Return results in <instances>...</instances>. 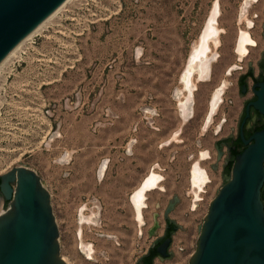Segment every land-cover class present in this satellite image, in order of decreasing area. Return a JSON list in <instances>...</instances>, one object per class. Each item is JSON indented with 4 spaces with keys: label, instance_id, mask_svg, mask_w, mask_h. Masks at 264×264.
<instances>
[{
    "label": "rangeland",
    "instance_id": "1",
    "mask_svg": "<svg viewBox=\"0 0 264 264\" xmlns=\"http://www.w3.org/2000/svg\"><path fill=\"white\" fill-rule=\"evenodd\" d=\"M245 1L68 0L2 62L0 174L13 166L24 165L40 176L44 187L51 191L60 256L67 264H134L154 240L148 234L153 212L157 213L159 222L157 234L162 235L163 212L172 199L168 196L171 193L150 192V202L138 223L134 207L133 215L131 204L126 200L127 192L119 191L117 202L108 199L96 202L92 196L100 192L94 177L69 175L66 169L69 151H65L71 143H76L79 120L97 111L109 81L108 74L114 72V78L119 79L132 68L148 65L144 58L147 51L162 57L163 62L152 61L151 66L161 70L164 89L160 93L164 101H178L182 97L177 93L181 89L180 79L191 50L205 32L218 2L217 26L221 29L218 56L196 82L191 100L188 97L187 110L191 115L193 106V116L182 129L189 139L212 143L211 159L217 167L211 181L200 192V200L190 202L186 192L180 190L181 201L169 213L179 227L172 237L173 256L166 259V264H188L195 250L198 226L208 211L209 201L222 185L225 157L217 160L214 138L234 132L243 100L236 78L248 63L257 60L262 48L264 0H254L248 7L247 17L255 22L249 31L258 37V46H250L243 59L235 52L238 33L248 28L239 21ZM174 37L182 40L178 50L165 46ZM168 51L176 52L180 61L169 63L164 56ZM223 81L227 87L209 126L206 122L211 113V100ZM164 113L169 114L167 110ZM219 128L220 132L215 135ZM202 154L207 155L201 152L199 158ZM72 179L70 188L68 182ZM86 188L90 191L88 195ZM158 197L163 201L152 202ZM144 204L135 203V208L142 209ZM85 245L93 247L90 257L85 254ZM155 264L163 263L157 258Z\"/></svg>",
    "mask_w": 264,
    "mask_h": 264
},
{
    "label": "water",
    "instance_id": "2",
    "mask_svg": "<svg viewBox=\"0 0 264 264\" xmlns=\"http://www.w3.org/2000/svg\"><path fill=\"white\" fill-rule=\"evenodd\" d=\"M64 1L0 0V63ZM257 63L254 95L244 101L237 134L214 142L217 160L222 146L227 147L222 185L198 226L188 264H264V49ZM210 166L215 170L217 164ZM0 193L9 201L0 209V264H67L60 256L51 195L40 176L24 165L13 166L0 174ZM177 201L173 196L163 212V235H157L153 214L148 234L155 239L134 264H153L154 256L171 258L167 247L179 225L169 213Z\"/></svg>",
    "mask_w": 264,
    "mask_h": 264
},
{
    "label": "crops",
    "instance_id": "3",
    "mask_svg": "<svg viewBox=\"0 0 264 264\" xmlns=\"http://www.w3.org/2000/svg\"><path fill=\"white\" fill-rule=\"evenodd\" d=\"M251 21L253 28L255 22ZM222 29L225 30V27ZM250 33L255 42L259 41L258 37L256 38L251 31ZM165 46H173L178 50L182 46V40L180 37L177 39L174 37L173 42L169 41ZM235 52L238 57L236 50ZM145 53L144 58L147 59L148 65L132 68L131 72L123 73L119 79L117 76L114 78V72L108 74L109 81L97 105V111L79 120L80 129L76 134V143H71L65 151H69L66 168L69 169L67 170L69 175L77 173L79 177L80 175L94 177L95 185L100 192L99 195L92 196L96 202L107 199L110 202H117L118 192L125 191L127 202L135 209L134 218L138 223L143 219V209L147 208V202H150V192L163 194L168 192L171 193L168 196L172 198L177 196L178 201H181L180 190H183L190 197V202H195L200 198L196 197L193 191L194 170L202 190L211 181V174L214 173L210 166L214 164L211 159L212 143L204 139H189L182 132L185 124L193 116V106L191 115L187 110L191 98L182 103L183 108L177 100L164 101V96L160 93L163 92L161 89H164L161 70L155 67L153 69L151 66L152 61L163 62L162 57H156L151 51ZM164 56L169 63L180 61L176 58V52L172 54L168 51ZM166 110L169 114L164 113ZM220 130L219 128L214 134L217 135ZM227 135H217L214 140L217 141ZM201 152L207 155L202 154L199 158ZM198 159L199 161L195 162ZM76 160L78 172L74 171L77 169ZM152 175L159 176V181L155 182ZM73 181L72 179L68 182L70 188ZM84 191L87 195L90 194L87 188ZM49 192L51 195V191ZM162 201L158 197L152 202ZM135 203L145 204L138 210ZM151 238L155 239V236ZM147 251L148 248L143 254L145 255ZM157 258L158 256L154 258L153 264ZM161 262L167 263L165 259Z\"/></svg>",
    "mask_w": 264,
    "mask_h": 264
},
{
    "label": "bare ground",
    "instance_id": "4",
    "mask_svg": "<svg viewBox=\"0 0 264 264\" xmlns=\"http://www.w3.org/2000/svg\"><path fill=\"white\" fill-rule=\"evenodd\" d=\"M67 1L68 0H65L45 20H47L49 17L54 15L56 12H58L57 10L60 7L64 6V4ZM253 1L254 0H246L243 3V5H242L241 10H240V14H239V21L240 20L243 21L246 24V26L248 27L246 30H241L238 33V37H237V40H236V43H235V50L237 51L238 57L240 59H243L244 57L247 56L248 51H249L248 48H247L248 46H254L255 45V41L251 37L250 31H249V29L251 28L252 23L249 20V18L247 17L248 7L250 6V4ZM218 10H219V4H218V2H216L215 5H214V8H213V11L211 12V16H210V18L208 20L207 28H206L205 32L203 33V35L201 36V38L193 46L188 65L186 67L185 72L181 76V79H180L181 80V89L177 91V93L178 92L181 93L182 94L181 96L184 97V99H182V97L178 98V102H180L181 108H183L182 107V103L187 102L188 97L191 98V95L193 94V91H194L195 86H196V82L198 80H201L203 75H204L203 71L206 70V68L209 66V64H211L212 61H215L217 59V56H218L217 55V47H218V44H219V40H220L219 39V35H220V32H221V29L217 26V24H218L217 23V17H218V12H219ZM45 20H43L23 40L27 39L33 33H35ZM21 42H19L11 50V52L5 57V59L8 58L12 53H14L13 51L19 46V44ZM2 62L0 63V65L2 64ZM228 72L230 73L231 70L228 71ZM226 87H227V83H226V81H223L222 84H220V86L218 87V89L214 92L212 100H211V113H210V115L207 118V122H206L207 124L211 123L213 113H215L218 105L220 104V102L222 100V95H223L224 90L226 89ZM175 137H176V135L173 136L174 139H175ZM195 171L196 170H194V173L192 175L193 176L192 184H193V191L195 193V196L198 197L199 193L202 190V187H201L202 185H200L198 183V181L196 180L197 173ZM151 177L153 178V180L155 182L159 181V176L152 175ZM204 180H205V178H204ZM195 187L198 188V189L195 190L194 189ZM83 249L85 251V254L88 257H90L92 255V253L94 252L93 247L88 246V245H85L83 247Z\"/></svg>",
    "mask_w": 264,
    "mask_h": 264
},
{
    "label": "flooded vegetation",
    "instance_id": "5",
    "mask_svg": "<svg viewBox=\"0 0 264 264\" xmlns=\"http://www.w3.org/2000/svg\"><path fill=\"white\" fill-rule=\"evenodd\" d=\"M256 46H258V41L254 45V47H256ZM263 49H264V35H262V48L259 51V55H258L257 60L254 63L253 62L248 63L247 67L244 70H242L238 74V76L236 78V85H237L238 93H239L240 97L243 99L242 100V104H241V110L243 109L244 101L252 98L253 95H254V93L252 91V85L254 84V80L256 79L257 75L259 74V67H258V63L257 62L261 58V52L263 51ZM241 110H240V112H241ZM240 112H239V114H240ZM238 119H239V116H238ZM238 119L236 121V128L234 129V132L231 133L233 136H235L237 134ZM252 124H253L252 119H250L249 120V125L252 126ZM227 136H225V137H227ZM221 149H222L221 150L222 151L221 156L224 155V157L226 158V156H227V147H226V145H223ZM8 202L9 201L4 199L3 195L0 193V203L3 206V208L7 207ZM263 203H264V197H263ZM165 224H166V220H165ZM164 230H165V225H164L163 233H164ZM177 230H178V228L174 230V233ZM163 233H162V235H163ZM173 234L170 235L171 242H170V245L167 247V252L171 251ZM164 259L166 260V259H169V258H164Z\"/></svg>",
    "mask_w": 264,
    "mask_h": 264
},
{
    "label": "trees",
    "instance_id": "6",
    "mask_svg": "<svg viewBox=\"0 0 264 264\" xmlns=\"http://www.w3.org/2000/svg\"><path fill=\"white\" fill-rule=\"evenodd\" d=\"M155 257H157V256H154V257L152 258V262H153V260H154Z\"/></svg>",
    "mask_w": 264,
    "mask_h": 264
}]
</instances>
